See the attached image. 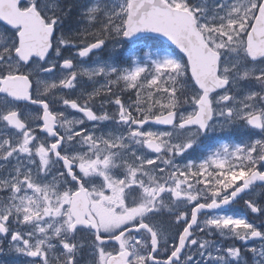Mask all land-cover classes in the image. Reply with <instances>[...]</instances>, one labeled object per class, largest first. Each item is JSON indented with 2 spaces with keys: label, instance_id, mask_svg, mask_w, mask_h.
Listing matches in <instances>:
<instances>
[{
  "label": "snow or ice",
  "instance_id": "snow-or-ice-1",
  "mask_svg": "<svg viewBox=\"0 0 264 264\" xmlns=\"http://www.w3.org/2000/svg\"><path fill=\"white\" fill-rule=\"evenodd\" d=\"M0 264H264V0H0Z\"/></svg>",
  "mask_w": 264,
  "mask_h": 264
},
{
  "label": "flooded vegetation",
  "instance_id": "flooded-vegetation-1",
  "mask_svg": "<svg viewBox=\"0 0 264 264\" xmlns=\"http://www.w3.org/2000/svg\"><path fill=\"white\" fill-rule=\"evenodd\" d=\"M232 211L235 215H246L250 220H254L257 224H259V219L255 217V214H251L250 210L246 209L242 202L237 203L232 206Z\"/></svg>",
  "mask_w": 264,
  "mask_h": 264
},
{
  "label": "rangeland",
  "instance_id": "rangeland-1",
  "mask_svg": "<svg viewBox=\"0 0 264 264\" xmlns=\"http://www.w3.org/2000/svg\"><path fill=\"white\" fill-rule=\"evenodd\" d=\"M223 242V241H222Z\"/></svg>",
  "mask_w": 264,
  "mask_h": 264
}]
</instances>
